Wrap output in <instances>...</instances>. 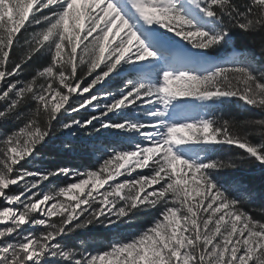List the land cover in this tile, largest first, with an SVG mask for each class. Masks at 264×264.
<instances>
[{
	"label": "snow or ice",
	"instance_id": "6c2138e0",
	"mask_svg": "<svg viewBox=\"0 0 264 264\" xmlns=\"http://www.w3.org/2000/svg\"><path fill=\"white\" fill-rule=\"evenodd\" d=\"M232 104L264 114V0H0V264H264L256 194L222 182L264 169V118ZM58 133L95 164L39 167Z\"/></svg>",
	"mask_w": 264,
	"mask_h": 264
},
{
	"label": "trees",
	"instance_id": "16d2710c",
	"mask_svg": "<svg viewBox=\"0 0 264 264\" xmlns=\"http://www.w3.org/2000/svg\"><path fill=\"white\" fill-rule=\"evenodd\" d=\"M22 37V33H21ZM22 38H20L21 40ZM27 51V46L25 45V41L22 39L19 46H17L14 49L15 57L17 60L21 59ZM42 60H37L35 63L32 64L31 68L24 73V76L27 77L31 71H33L37 64H39ZM23 76V77H24ZM217 115H222L225 119H236V120H244V119H262L264 118V114H261L256 111L252 112H241L234 104L232 105H226L224 109L221 112H218ZM57 137H55L54 140H52V144L47 145V147H44L41 155L46 158V160L42 161V164L46 167H50L55 163H62L65 164L69 160H77L75 156H65L64 154H60L58 152V149H56L55 144L57 143L56 140ZM254 142H259V137H252ZM77 145V150H78ZM235 153L229 152V153H222L223 156H230L234 155ZM90 160L85 161V164H88ZM225 176L231 178V179H237L242 184L246 185L251 191H253L256 194V199L253 202L254 205L257 206H263L264 207V169L260 168H243L240 171L236 172L235 174L228 172L225 173ZM88 233L90 235H88ZM94 234V235H93ZM93 235V237H92ZM98 235H95V232H86L84 236L82 237L85 240H88L90 242L96 241L97 243L99 241L108 239V234H105L102 239H97ZM100 236V235H99Z\"/></svg>",
	"mask_w": 264,
	"mask_h": 264
},
{
	"label": "rangeland",
	"instance_id": "374dc122",
	"mask_svg": "<svg viewBox=\"0 0 264 264\" xmlns=\"http://www.w3.org/2000/svg\"><path fill=\"white\" fill-rule=\"evenodd\" d=\"M78 7H79V5H78ZM45 11H47V10H45ZM21 33H22V37L21 38L25 41V45L27 46L26 42L32 39V35L31 34L23 35V30H21ZM22 39L20 40V42L22 41ZM78 52H79V49H78ZM42 64H43V61H41L39 64H37V67L33 71H31V73L27 77L24 76L23 78L24 79H31L32 75H34L36 69L41 67ZM113 90L115 91V89H113ZM86 95H90V93L86 94ZM56 137L57 138H56L55 141H57V143L55 144V147H56V149H58V152L60 154H64L65 156H75V158H77V160H69L65 164L73 166V167H79V168L87 167L89 164H95V159L93 158V156H91L87 151H85L81 147L82 144L86 143V139H85L84 136L78 134L77 137L74 139V143L76 145H78L79 148H78V150L76 149V151H74L72 153H66L60 147V145L62 143V140L64 139L63 134L62 133H58ZM54 139L55 138H53V140ZM50 144H52V143H50ZM44 160H46V158H44L42 156V159H41V161L39 162V165H38L39 167H41V168L46 167V166H44L42 164V161H44ZM88 160H90V162L88 164H85V161H88ZM28 167L31 168V166H28ZM138 171H140V170H138ZM143 171H147V170L145 169ZM133 175H135V173H133ZM123 179H125V177L121 178V180H123ZM232 180L233 179H231V178H229V177L224 175V177L222 179V182L225 183V185L227 186L228 184L231 183ZM66 182H67L66 178H63V177L52 178V183H55L57 185H63ZM149 190H151V189H149ZM101 191H103V189H101ZM233 195H237V194L233 193ZM255 199H256V195H255L254 199H252L251 201H249V202L244 204V208L255 219L264 221V207L263 206L260 207V206L254 205L253 202L255 201ZM152 215H156L155 210H153ZM151 222H152V216L146 215V214H142L139 217H133V223H131V224H122L121 227L119 229H117L114 233L106 232L103 229L93 230L91 232H95V235H98L97 239H102V237L105 234H108V239H105V240H109L113 236H116L119 239H127V238L131 237L133 234L138 233L142 228H145V227L149 226L151 224ZM24 227L27 228L28 226L25 225ZM88 235H90V234L88 233ZM93 235H92V237H93ZM91 246L94 247V248H103L104 245L102 243H95V244H91Z\"/></svg>",
	"mask_w": 264,
	"mask_h": 264
},
{
	"label": "bare ground",
	"instance_id": "6f19581e",
	"mask_svg": "<svg viewBox=\"0 0 264 264\" xmlns=\"http://www.w3.org/2000/svg\"><path fill=\"white\" fill-rule=\"evenodd\" d=\"M122 178V177H121ZM121 178H119V179H121Z\"/></svg>",
	"mask_w": 264,
	"mask_h": 264
}]
</instances>
